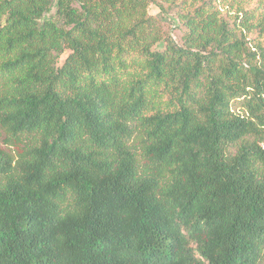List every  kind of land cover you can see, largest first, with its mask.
Wrapping results in <instances>:
<instances>
[{"label":"trees","instance_id":"obj_1","mask_svg":"<svg viewBox=\"0 0 264 264\" xmlns=\"http://www.w3.org/2000/svg\"><path fill=\"white\" fill-rule=\"evenodd\" d=\"M0 129V264H264V0H0Z\"/></svg>","mask_w":264,"mask_h":264},{"label":"rangeland","instance_id":"obj_2","mask_svg":"<svg viewBox=\"0 0 264 264\" xmlns=\"http://www.w3.org/2000/svg\"><path fill=\"white\" fill-rule=\"evenodd\" d=\"M148 13L159 22L162 30L169 34L178 45H183L185 28L181 24H179L178 21H176L175 17L172 14H166L161 12L155 4L149 5ZM65 56L66 54L61 56L60 63L61 61H63ZM239 106V103H233L232 109L236 112H241V108ZM6 140V134L3 132V130L0 129L1 147L15 154L17 148L15 146H7Z\"/></svg>","mask_w":264,"mask_h":264}]
</instances>
